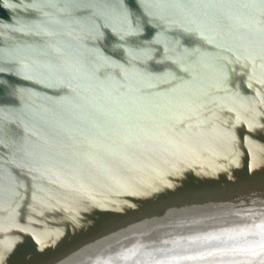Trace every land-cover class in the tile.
I'll use <instances>...</instances> for the list:
<instances>
[{
  "label": "bare ground",
  "instance_id": "6f19581e",
  "mask_svg": "<svg viewBox=\"0 0 264 264\" xmlns=\"http://www.w3.org/2000/svg\"><path fill=\"white\" fill-rule=\"evenodd\" d=\"M136 2L139 12L129 10L125 0H0V255L9 253L5 229L18 230V261L30 264L42 242L44 232L38 225L46 204L52 217L64 223L61 227L73 238L69 246L78 255L75 260L65 258L58 244L57 252L45 251L51 259L61 264H98L94 256L99 252L104 257L124 256L123 264H131L135 245L124 253L116 248L117 223H104L106 213L115 216L126 211L130 219L141 222L150 208L134 206V199L159 192L162 196L170 186L165 210L178 209L187 180L204 166L201 161L212 146L219 148L221 137L240 126L249 108L263 101L264 9L252 8L225 37L204 47L211 30L215 28V35L219 31L213 19L217 0ZM243 60L247 69L240 70L249 71L253 82L247 88H234V79L228 85L216 75L226 65ZM215 79L218 85L211 87L208 81ZM199 112L209 113L213 120L198 119ZM190 118L195 120L188 123ZM186 123L190 132L200 127L194 134L205 129L198 142L180 146L182 151H197L194 163L177 170L171 161L157 165L153 156L144 155V151L161 152L157 137L171 130L180 134ZM168 136L161 137L168 140ZM166 178L173 184L164 189ZM114 198L132 207L100 204ZM97 219L103 226L91 232V222ZM216 246L207 243L201 254L196 246L180 247V252L189 250L185 254L174 253L178 248L170 253L180 259L175 264H203L205 260L198 258L202 254L215 261L212 264H235L225 248ZM208 249L215 253L208 255ZM260 255L262 262L246 257L241 264H264V254ZM8 262L18 264L13 259Z\"/></svg>",
  "mask_w": 264,
  "mask_h": 264
},
{
  "label": "rangeland",
  "instance_id": "374dc122",
  "mask_svg": "<svg viewBox=\"0 0 264 264\" xmlns=\"http://www.w3.org/2000/svg\"><path fill=\"white\" fill-rule=\"evenodd\" d=\"M232 1L233 0H217L216 11H214V14H213L214 18L213 19H215V21L217 22V25L219 24L216 28V30H218V28H219V31H216L217 35H215V28L211 30L213 33L211 32L210 34H212V35L208 34L209 36H207L205 38V42L208 44L205 43L204 47L209 45V43H211V40L218 42L221 39V36L225 37L226 34L229 33V31L233 30L234 27H237L239 25L241 20L245 19L247 17V15L251 14V11H254L252 8L264 9L263 8L264 7V0H234L233 2ZM229 5H230V7H229ZM258 6H261V7H258ZM235 17H237V19H235ZM227 19H228V21H227ZM229 23H231V26L228 25ZM226 27H228V28H226ZM219 32H220V34H218ZM213 35L216 36L215 39L213 38ZM219 37H220V39H219ZM207 38H209V39H207ZM210 38H213V39H210ZM217 39H219V40H217ZM213 51L214 50L209 52L210 56L212 55ZM246 60L248 62L247 58H246ZM246 60L245 61L243 60L244 62L236 61V63H233V64L230 63V64L226 65L227 67H225V68L223 67L222 70H220L216 75L219 77V79L224 78L226 83H231L228 85H233L232 81L234 79L236 81V83L234 84V88H241V87L247 88L253 82H252V77H251L250 72L249 71H248L249 73L246 72L247 70L243 71L244 70L243 67H246V66H243L246 63ZM242 63H243V65H242ZM240 68L241 69L243 68V70H240ZM237 69H239V70H237ZM245 69H247V67ZM231 78H232V81L229 80ZM217 80L218 79L211 80V81L209 80L208 82H210V84L213 83V86H211V87H215V86L217 87L218 84H216L214 82ZM221 85H222V83L220 84V86L218 88L215 89L217 92H218V90H220L219 88H222ZM261 99H263V101H261L257 106H255V107L253 106V107L249 108V109H251L250 110L251 112L249 111L248 113H246L247 115L245 114L244 118L239 120L240 126L238 125V127L235 130H233L230 133H227L228 135L225 134L221 137V139L222 138L223 139L218 144L219 148L216 147V144L214 146H212L210 155H208V157L205 161L204 160L201 161L204 166H201L199 168V170L196 172L195 176H193V177H191V179L189 178V180H187V181H189V183H186V186H187V187H185L186 189L183 188L184 189L183 195H185V197L184 196L181 197V198H184V200L180 198L177 201L178 202L177 203L178 209H176V210L170 209L168 211L165 210L166 207L164 205L167 204V202H169L166 200V198L168 196L166 193H167V191H169V188L172 190V187H173V186H170L173 184L172 181L166 178L164 181H167V182H165V183H164V181L162 182L164 184L162 188H164L165 185H167L168 187L170 186V187L169 188L166 187L168 189L164 188L165 190L163 189L165 191V193L162 191L164 195L161 196L160 195L161 193L159 192V194L156 193V195H154V196L150 195V196H145L144 198L138 197L137 199H134V201H133L134 206L136 205V207H138L140 205L139 207L141 209H143V207L147 204V205H149V208H150V212L147 213L146 218H144L143 215L139 212V214H140L139 216L143 217V220L141 222L137 223L133 219H130L129 216L126 214V211L122 212V210H119V211H121V214L115 215V216L111 215V214L109 215V213H110L109 211H108V213H106L107 214L106 218L104 220H102L104 223L105 222L108 223V221H110L111 223H112V221L114 223H117L116 224L117 227L115 229V231L117 233V235L115 237L117 240L116 241L117 242L116 248L119 251H122V253H124V252L132 251V249H129V247L132 244L135 245V249L133 248L135 252L132 256L131 264H145V263H149L151 260H154V262L156 264H158L159 261L167 260L165 258H168V257H169L168 258L169 261H167L165 264H175L176 261L180 260V259H178L174 253H179L180 247L185 248V247H189V246L190 247L196 246L199 248L197 250V254H198L202 251L205 252V249H203V247L205 245H207V243L208 244L211 243L212 246L214 245V247L216 245H218V246H216V248L221 247V246L223 247V249L225 248V250H223V252L228 254V256H230V257H228L229 259H232V258H233V260L235 259V261H236L235 264H241L243 262V260L246 259V257L247 258L253 257V259L260 260L262 262L263 258L261 257L260 252H259V245L261 244L262 241H264V213H263V211H264V106L262 105L264 103V95ZM208 114H207V112H202V113L199 112V113H197L196 116L200 117L198 119H201L203 117H208V119L213 120L211 116H208ZM194 120H195V118L194 119L190 118L188 123L190 121L192 122ZM242 120H244V121H242ZM188 123H186L187 126L183 125L182 127H180L181 131L178 128L179 129L178 131L180 132V134L176 133L174 130L173 131L171 130L172 132L171 131L165 132L164 134L157 137L156 141H157L158 147L161 149V152L160 151L159 152L158 151H152L154 153V155H153L152 152L144 151V155L153 156L152 157V160L154 161L153 163L156 162L157 165L164 164V163H166V161L170 163V161H171L170 166L172 164V165H174V167L178 168L180 166L181 167H184V166L187 167L188 164L194 163L195 162L194 156H196L198 154V153L197 154L195 153L197 151H195V152L194 151H185V150L182 151V150H180V146H184V144H186V142H189L190 140H194V142H196V141L198 142L197 137H198V139H200V136H202L205 129L194 134L196 131L199 130L200 127H197V128L193 127V130H192L193 132H190V130L186 128L189 125ZM194 126H196V124ZM183 130H184V132L182 133ZM188 130H189V132H188ZM169 133H170V135L168 136ZM166 135L169 137V138L167 137L168 140H163V137ZM178 135H180V137ZM193 135H195V137H193ZM161 136H163V137H161ZM187 138H189V139H187ZM183 139H184V141H183ZM180 140H182V141H180ZM173 141H175V142H173ZM177 141H178V143H177ZM170 144H171V147H170ZM230 144H234V145L232 146ZM225 146H226V149H224ZM167 147H168V149H166ZM232 147L233 148L235 147V148L233 149ZM172 148H173V150H172ZM175 151L177 154L175 153ZM158 155L160 156V159H158ZM162 155H163V157H162ZM183 155H185V156H183ZM252 155H253V157H252ZM164 157H165V159H164ZM155 160H157V161H155ZM161 161H162V163H161ZM185 161H186V163H185ZM215 161H216V163H215ZM219 161H221V162H219ZM206 165H207V167H206ZM221 165H223L222 166L223 168L221 167ZM174 167H172V169H174ZM220 167L222 170L220 169ZM230 169H232V170L230 171ZM236 169H238L239 171H237ZM177 170H179V168ZM236 171H237V173H235ZM249 171H251V172H249ZM225 172H226V174H224ZM241 172H243V174H241ZM176 173L178 174V171ZM176 173L174 172L173 174L175 175ZM207 174H209V175H207ZM245 174H246V176H245ZM198 175H200V177ZM239 175H240V177H239ZM201 177H202V180H201ZM217 178H218V181H217ZM223 178H224V180H223ZM204 179H205V181H204ZM196 180H198V181H196ZM241 182H244L243 184H245V185L241 184L239 186V184ZM230 184H231L233 190H232ZM240 188H241V190H240ZM140 190H144V189H140ZM189 192H191V193H189ZM235 194H237V196ZM157 195L159 198L157 197ZM187 195H188V197H187ZM148 197H150V198H148ZM151 198H152V200H151ZM144 199H145V201H144ZM157 199H158V201H157ZM121 200H122V198H117V199L114 198V199L106 201V203L102 202L100 204L112 207L118 203L117 205H119V204L123 205L124 204L123 206L121 205L124 208L132 207L131 204L125 203V200L124 201L123 200L121 201ZM141 200H142V202H141ZM153 200H154V202H153ZM137 201H139V202H137ZM146 201H147V203H145ZM155 201H157V202H155ZM117 205H116V207L118 208ZM129 205H131V206H129ZM160 205H161V207H160ZM152 206H153V209H152ZM122 207H120V208H122ZM243 207L245 210L243 209ZM41 210H42V212H41L42 218H41L40 224L38 226L41 228V230L44 232V234L42 236V242L39 243L40 245L36 249L37 252L34 251V252H36V254H34L29 259L30 264H61L60 262H56L55 261L56 259L55 260L51 259L50 256L48 255V253L45 252V251L57 252L59 250V248H60V251H58V252L62 253L63 255H66L65 258L75 260L74 257L78 256V255L73 253V251L71 250V247L69 246V243L73 240V238L69 234H67L65 232V230L61 227V226H64V223L61 222L60 219H56L55 217H52L53 213L51 214V212L48 209V207L46 206V204H42ZM14 211L16 213H18V212H20V209H17ZM18 214H20V213H18ZM253 216H255V217H253ZM124 218L126 219V221H124L125 220ZM180 219H185V220H184V222L178 223L180 221ZM102 221H100L99 219L93 220L91 222V224H92V231L91 232H96V230L100 229L101 228L100 226L102 225L101 223H103ZM153 222H156V223H153ZM249 222H250V224H248ZM238 225H240V227ZM143 227H144V229H143ZM252 229H254V231ZM17 231L15 233H10L8 231V229H5L6 240H7L8 245H9V248H8L9 253L7 254L8 257L7 256L5 257V255H0V264H7V263L9 264L8 261H10V259H13V261H16V263L20 264V262H19L20 261V231L19 232H17ZM91 232H90V235H95ZM150 234H152V235H150ZM141 237L142 238L144 237V238L142 239ZM138 240H140V241H138ZM207 240H208V242H207ZM257 243H258V245H257ZM58 244H61L59 246V248L57 246ZM228 245H229V247H227ZM236 245H238V246H236ZM247 245H249V246H247ZM224 246H226L228 249H226V247H224ZM177 248H178L177 251H175L174 253H172V252L170 253V250L172 251V250H175ZM239 250H240V252H239ZM245 251H246V253H245ZM252 251H253V253H255L254 251H256V254H253ZM188 252H189V250H185V251H181L180 253L185 254ZM210 252L213 253L214 251L212 249H210V250L208 249L206 251V253L208 255L210 254ZM233 252H234V254H233ZM242 252H243V254H242ZM258 252H259V254H258ZM172 255H175L176 257L174 256V258H172V257L170 258V256H172ZM205 255L202 254V255H199V257H198L200 259L203 258L205 260V262H203V264L215 263V261H213L212 259L206 258ZM234 256H235V258H234ZM108 257L102 256V254H100L99 252L96 253V255L94 256L96 261L100 260V263H98V264H118V263L123 264L124 263L123 262L124 256H120L121 258L116 257L117 259H120V260H117L115 257H112V256H110L109 258ZM193 258H195V257H193ZM132 260H133V262H132ZM237 260H239V261H237ZM241 260H242V262H241ZM216 264H218V263H216ZM219 264H228V262H223V263H219ZM249 264H253V263H249Z\"/></svg>",
  "mask_w": 264,
  "mask_h": 264
},
{
  "label": "snow or ice",
  "instance_id": "6c2138e0",
  "mask_svg": "<svg viewBox=\"0 0 264 264\" xmlns=\"http://www.w3.org/2000/svg\"><path fill=\"white\" fill-rule=\"evenodd\" d=\"M125 3L127 5V7L129 8V10L139 12V7H138L136 0H125ZM148 35L149 36L151 35L150 30H149ZM259 252H260V254H264V241H262L261 244L259 245ZM253 254H255V253H253ZM188 259H192V258L188 257Z\"/></svg>",
  "mask_w": 264,
  "mask_h": 264
}]
</instances>
